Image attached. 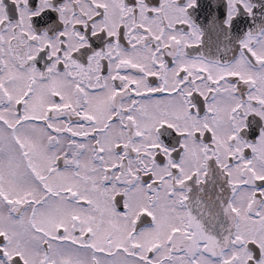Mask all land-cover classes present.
I'll use <instances>...</instances> for the list:
<instances>
[{"label": "snow or ice", "instance_id": "snow-or-ice-1", "mask_svg": "<svg viewBox=\"0 0 264 264\" xmlns=\"http://www.w3.org/2000/svg\"><path fill=\"white\" fill-rule=\"evenodd\" d=\"M0 264H264V0H0Z\"/></svg>", "mask_w": 264, "mask_h": 264}]
</instances>
